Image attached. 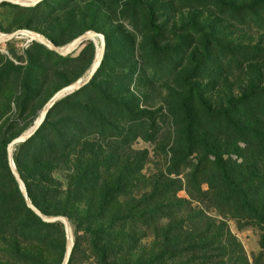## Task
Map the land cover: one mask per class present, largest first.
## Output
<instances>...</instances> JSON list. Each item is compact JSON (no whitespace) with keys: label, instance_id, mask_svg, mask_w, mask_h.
Segmentation results:
<instances>
[{"label":"rangeland","instance_id":"374dc122","mask_svg":"<svg viewBox=\"0 0 264 264\" xmlns=\"http://www.w3.org/2000/svg\"><path fill=\"white\" fill-rule=\"evenodd\" d=\"M190 21L202 28L193 30ZM153 28L163 34L164 43L172 49V56L165 62L169 63L170 71L164 75L158 73L155 77L149 75V71L146 74L139 70L134 72L132 67L138 63L137 52L146 55L147 60L155 61L156 53L147 43L155 35ZM15 32L36 33L50 43L54 41L60 49L87 33L103 35L105 53L97 78L75 98L77 107L71 111L75 112L71 117L73 121L83 118L89 122V115L85 112L89 111V106L86 105L89 99L97 96L98 87L109 91V94L132 96L141 111L157 112L162 117L169 112L167 98L170 91L189 72L200 75L197 85L214 107H218L219 101L228 93L238 95L251 80H260L264 87V0L200 1L193 7L189 6L188 0H44L35 8L0 5V34L10 36ZM201 33L216 35L214 42L219 37L221 46L239 50L241 55L246 53L251 56V63L245 64L242 72H235L234 67L229 72L218 67L213 60L206 71H193L199 60L194 58L195 65L188 67L187 60H183L185 49L182 45L190 40L199 44ZM128 35L136 39L132 48L126 42ZM36 46L34 41L30 42L21 35L10 42L0 43V165L2 159L5 158L6 162L7 145L32 129L49 99L61 88L87 77L100 50V41L84 42L69 55L72 60L66 62L48 58ZM218 47L212 43L214 51ZM130 52L133 56L128 57ZM259 52L263 55L257 54ZM223 72L225 77L221 78ZM69 112L68 108L62 107L54 111L50 128L40 137V143L51 139L50 129L54 126L60 130L63 142L68 136L62 129L65 121L70 120ZM97 121L101 122L103 118ZM170 133V121H165L154 138L155 144L139 139L132 146L134 153L128 157L133 165L137 163L138 154L147 153L142 174L133 178V192L137 199L151 193L156 175L160 172L166 175L171 155L167 152L169 149L162 152L159 147H166ZM99 134L98 130L87 134L89 143L96 141L99 144L94 154L89 152V163L108 157V148ZM75 137V145L69 155L59 154L57 182L60 196L45 204L39 202L40 207L52 209L46 217L67 219L72 245L69 264H149L146 258H150L146 254L153 244L152 230L146 231L138 223L123 221L129 215L126 200L102 202L104 191L101 184H79L85 174L80 164L86 155L81 150L83 133L77 131ZM40 143L15 147L14 158L28 161ZM233 151L228 149L226 152L232 161L236 159ZM15 191L10 178L0 172V198L6 202L2 215L7 219L0 223V264H62L67 242L63 226L60 224L56 229H47L38 219L28 217L22 196L21 199L16 197ZM177 197L189 201L184 186ZM192 207V215L201 212L206 216L202 219L205 222L215 224L216 228L225 226V233L235 239L248 264H257L264 245V227L235 221L204 202L194 203ZM200 226L204 224L200 223ZM91 233H95L94 236L91 237ZM144 236L145 239L136 246L130 242ZM93 241L97 249L108 252L106 257L96 255Z\"/></svg>","mask_w":264,"mask_h":264},{"label":"trees","instance_id":"16d2710c","mask_svg":"<svg viewBox=\"0 0 264 264\" xmlns=\"http://www.w3.org/2000/svg\"><path fill=\"white\" fill-rule=\"evenodd\" d=\"M200 1L211 0H188L189 6H198ZM190 24L193 30L202 28L196 26L193 21H190ZM153 29L155 35H152L147 43L156 53L153 58L155 61L147 60L146 55L137 52L139 60L132 67L134 72L139 70L146 74L145 72L149 71V75L155 77L158 73L166 74L171 68L169 63L165 62L172 56V49L164 43L163 34H159L158 29ZM201 36L199 44L190 40L182 45L185 49L183 60H187L188 67L195 65L194 58L197 57L199 60L193 71H206L213 60L220 68L230 70L234 67L235 72H242L245 64L251 63V56L246 53L241 55L239 50L221 46L219 37L214 42L216 35L214 37L201 33ZM135 40L132 35L126 37V42L131 48L135 45ZM51 43L58 46L54 41ZM212 43L220 46L217 51L212 49ZM36 45V49L48 58L54 57L62 62L72 60L69 57H58ZM131 54L130 52L127 56L131 57ZM257 54L263 55L262 52ZM129 65L131 66V63ZM188 74L170 91L167 98L169 112L164 117L157 112L141 111L132 96L125 97L122 93L109 94V91L98 87L97 96L89 99L86 105L89 106V111H85L86 115H89V122L83 121V118L73 121L71 117L75 112L71 111H75L77 107L75 98L83 89L95 82L97 73L85 88L58 101L48 113L39 131L20 146L40 143V137L50 128L53 113L59 107L68 108L70 111L68 113L70 120L65 121V127L62 129L68 136L61 142L60 130L55 126L51 127V139L44 144L40 143L41 146L34 149L28 161L13 156L16 170L25 184L31 203L45 216L48 211H52L51 207L47 209L40 207L39 202L45 204L60 196L57 182L59 154L69 155L75 145V132L79 131L83 133L81 150L86 155L80 164L85 174L79 184L81 186L101 184L104 191L102 202L126 200L129 215L123 221L138 223L146 231L152 230L153 244L146 254V257L150 258H146L149 264H248L235 239L225 233V226L216 228L215 224L205 222L202 219L206 216L201 212L192 215L194 213L192 204L204 202L219 214L235 221L264 227V87L261 86L260 80H251L238 95L230 92L219 101L218 107H214L197 85L201 80L200 75L190 72ZM222 74L221 78H224L225 73ZM138 75L140 76L139 73ZM100 118H103V121H97ZM165 121H170L172 130L169 134L170 143L168 142L166 147L163 145L159 147L162 152L169 149L167 152L171 155L166 175L162 172L156 175L151 193L137 199L133 192V178L142 174L147 162V153L138 154L136 165L130 162L128 156L134 153L131 150L132 146L139 139L155 144L154 138ZM94 130H98L99 136L104 138L108 157L105 160L95 159L89 163V152L94 154L96 146L99 149L98 142L89 143L90 136L87 134ZM228 149L234 150L233 154L236 155L234 161L226 153ZM3 152L2 147V155ZM0 172L2 176L10 178L16 189L14 195L21 199L18 185L7 165V157L6 162L5 158L2 159ZM90 172L92 173L89 181ZM182 186L189 201L179 200L177 197ZM23 208L28 217L37 219L25 204ZM5 209L6 202L0 198V223L7 220L2 215ZM200 223L204 226L201 227ZM42 225L47 229H56L60 224ZM94 234L91 233L90 236ZM136 239L130 240L135 246L144 240L145 236ZM92 245L97 256L108 255L107 251L97 249L94 241ZM261 250L257 264H264V245Z\"/></svg>","mask_w":264,"mask_h":264},{"label":"water","instance_id":"95a60500","mask_svg":"<svg viewBox=\"0 0 264 264\" xmlns=\"http://www.w3.org/2000/svg\"><path fill=\"white\" fill-rule=\"evenodd\" d=\"M42 1H44V0H34L32 3H25L21 0H0V4L6 3V4L14 5L17 7H21V8H35ZM22 33L29 34L36 44H38L39 46L45 48L47 51H49V52H51V53H53V54H55L61 58L69 57V55L73 51H75L84 42L95 41L97 39H99V41H100L99 53L96 56L87 77L85 79H83L80 83L77 82L74 84H70V85L65 86V87L61 88L60 90H58L49 99V101L46 103L44 109L39 114V117H38L37 121L35 122L34 126L32 127V129L28 133H26V134H24L18 138L13 139L7 145V148H6L7 165L9 167V170L11 172L13 179L15 180L16 184L19 187V190H20V193H21V196H22V199H23V202H24L26 208L29 211H31V213L44 224H48V225L61 224L63 226L67 242H66V252H65V256H64V260H63L62 264H69L71 252H72V245H71V242L69 239V225H68L67 219L65 217H46L31 203V201L29 200V197L27 195L26 189H25V184L23 183V181H22V179H21V177H20L19 173L17 172L16 167L14 165L13 149L15 147L23 145L24 143L29 141L39 131V129L41 128L42 124L44 123L48 113L50 112V110L53 108V106L58 101L80 91L81 89L85 88L87 85H89L93 81V79H94V77H95V75H96V73H97V71L101 65L103 57H104L105 39H104L103 35H101V34L87 33V34H84L82 36L77 37L76 39L71 41L63 50H61L60 48L54 46L52 43H50L49 41H47L46 39H44L43 37L39 36L36 33H33V32H15V33L11 34L10 36H4V35L0 34V43L10 42L13 39L17 38L19 35H22ZM30 42H32V41H30Z\"/></svg>","mask_w":264,"mask_h":264},{"label":"bare ground","instance_id":"6f19581e","mask_svg":"<svg viewBox=\"0 0 264 264\" xmlns=\"http://www.w3.org/2000/svg\"><path fill=\"white\" fill-rule=\"evenodd\" d=\"M21 1H23V2H25V3H32L33 1H30V0H21ZM21 36H25L27 39H28V41H33V39H32V37L29 35V34H27V33H22V35ZM64 48H62L61 50H63ZM99 53V52H98ZM82 81V80H81ZM81 81H79V83L81 82ZM69 239H70V235H69Z\"/></svg>","mask_w":264,"mask_h":264}]
</instances>
